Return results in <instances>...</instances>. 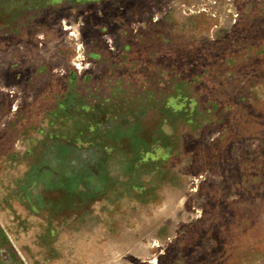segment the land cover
Segmentation results:
<instances>
[{"label":"rangeland","instance_id":"1","mask_svg":"<svg viewBox=\"0 0 264 264\" xmlns=\"http://www.w3.org/2000/svg\"><path fill=\"white\" fill-rule=\"evenodd\" d=\"M0 264H264V0H0Z\"/></svg>","mask_w":264,"mask_h":264}]
</instances>
